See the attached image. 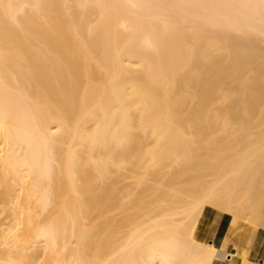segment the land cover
Here are the masks:
<instances>
[{
  "label": "bare ground",
  "instance_id": "6f19581e",
  "mask_svg": "<svg viewBox=\"0 0 264 264\" xmlns=\"http://www.w3.org/2000/svg\"><path fill=\"white\" fill-rule=\"evenodd\" d=\"M0 264H264V0H0Z\"/></svg>",
  "mask_w": 264,
  "mask_h": 264
},
{
  "label": "crops",
  "instance_id": "0c3cea01",
  "mask_svg": "<svg viewBox=\"0 0 264 264\" xmlns=\"http://www.w3.org/2000/svg\"><path fill=\"white\" fill-rule=\"evenodd\" d=\"M238 228H234V227H231V226H229L228 227V229H227V235L229 236V237H233L234 235H235V237L237 236V237H239L240 239H243L244 238V236L246 235V233H247V228H244V229H242V228H240V229H238ZM234 231V232H233ZM233 233V234H232ZM241 235V236H240ZM236 237V238H237Z\"/></svg>",
  "mask_w": 264,
  "mask_h": 264
},
{
  "label": "rangeland",
  "instance_id": "374dc122",
  "mask_svg": "<svg viewBox=\"0 0 264 264\" xmlns=\"http://www.w3.org/2000/svg\"><path fill=\"white\" fill-rule=\"evenodd\" d=\"M262 58H259V60H261ZM243 219H240V221H239V223H238V225H241V224H249V225H252L253 223H249V222H247V221H245V220H243ZM247 222V223H246ZM231 227H235V226H233V225H230Z\"/></svg>",
  "mask_w": 264,
  "mask_h": 264
}]
</instances>
